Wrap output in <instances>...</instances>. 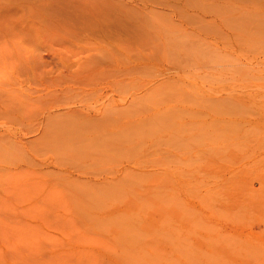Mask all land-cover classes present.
I'll list each match as a JSON object with an SVG mask.
<instances>
[{
  "label": "rangeland",
  "instance_id": "374dc122",
  "mask_svg": "<svg viewBox=\"0 0 264 264\" xmlns=\"http://www.w3.org/2000/svg\"><path fill=\"white\" fill-rule=\"evenodd\" d=\"M0 264H264V0H0Z\"/></svg>",
  "mask_w": 264,
  "mask_h": 264
},
{
  "label": "bare ground",
  "instance_id": "6f19581e",
  "mask_svg": "<svg viewBox=\"0 0 264 264\" xmlns=\"http://www.w3.org/2000/svg\"><path fill=\"white\" fill-rule=\"evenodd\" d=\"M120 59V58H119ZM108 61H110V60H108ZM107 61V62H108ZM115 61H117L116 59H115ZM92 63L94 66H95V68H96V70L98 71V72H101L103 75H105V76H107V79H112V78H114L115 77V75L117 74V71L119 72L120 70H118V68H116L115 67V65L114 64H111V63H109V64H107V63H104V64H100V65H95L92 61H91V59H87V60H85L83 63ZM118 62V61H117ZM119 63V62H118ZM124 63V62H123ZM120 64V63H119ZM122 64V63H121ZM121 73V72H120ZM112 77V78H111ZM109 79V80H110ZM111 81V83L113 84L114 83V81L113 80H110ZM116 81V80H115ZM117 82V81H116ZM116 82L114 83L115 85H116ZM118 83V82H117ZM85 85L86 86H91L92 84H91V81L90 80H86L85 81ZM142 104L141 103H136L135 104V108L134 109H132V108H129L126 112H125V119H126V121H128L130 118H131V116L132 115H138L139 113H144L143 111H142V106H141ZM144 106V105H143ZM147 110V109H146ZM149 110V109H148ZM103 114H104V117H103V121H104V123L105 124H108V125H114L115 124V122H116V119H115V114L111 111V109L110 110H108V111H106V112H102ZM110 113H113V116L112 115H110ZM133 113H135V114H133ZM137 113V114H136ZM115 115V116H114ZM111 128V127H110Z\"/></svg>",
  "mask_w": 264,
  "mask_h": 264
}]
</instances>
